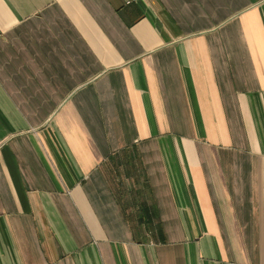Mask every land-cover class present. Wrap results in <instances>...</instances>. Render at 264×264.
I'll list each match as a JSON object with an SVG mask.
<instances>
[{
    "label": "crops",
    "instance_id": "0c3cea01",
    "mask_svg": "<svg viewBox=\"0 0 264 264\" xmlns=\"http://www.w3.org/2000/svg\"><path fill=\"white\" fill-rule=\"evenodd\" d=\"M0 264H264V0H0Z\"/></svg>",
    "mask_w": 264,
    "mask_h": 264
}]
</instances>
